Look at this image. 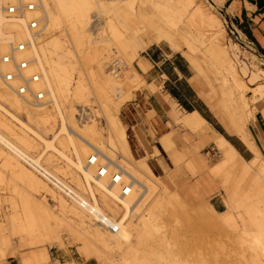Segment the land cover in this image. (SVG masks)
Instances as JSON below:
<instances>
[{
	"label": "bare ground",
	"instance_id": "1",
	"mask_svg": "<svg viewBox=\"0 0 264 264\" xmlns=\"http://www.w3.org/2000/svg\"><path fill=\"white\" fill-rule=\"evenodd\" d=\"M105 1L39 0L36 13L40 15L43 33L36 36H31L18 21L9 24L3 22L4 18L0 12V55L7 51L6 40L8 38H31L30 44L24 50L17 51L16 54L20 58L25 57L29 60L25 70L28 74L30 72L38 74V79L32 81L31 84L43 93L37 102H27L21 99L15 90L2 80L1 71L10 70L11 67L0 62V188L8 187L7 190L14 192L19 186L32 195L49 196L57 204V211L55 212L46 204L42 206V211L49 220V233L56 242H61L60 235L64 229L69 230L72 235L78 231L79 234L83 232V235L94 237L96 242L100 241L103 245L114 242L108 231L102 227L95 228L93 221L107 229L116 230L115 235L122 238L125 230L122 225L129 220L133 212L132 202L136 200L137 195H144L140 193V190L154 193L158 189L153 180H142L136 172L134 160L126 144L125 130L117 119L113 118V113L131 98L132 92L139 87H134L136 82L140 85L144 84L132 64L138 44L143 46L147 42L160 44L168 40L169 35L164 29H169L171 22L169 28L155 29L156 32L153 34L154 32L151 33L152 30L149 28L150 24L148 27L146 25V27L139 26V28L137 25L141 20L146 22L149 13L145 7L150 2L151 5L155 4V0H137L136 5L135 0H110L112 13L108 16V21H103V25H99L98 30L94 31L97 25H94L95 28L92 29L93 22L101 18L93 16H96V13L99 14L96 11L98 5L104 7L101 9H105V4L108 6V1L104 5L101 4ZM167 1L171 4L172 8H170L177 14L178 21H182L179 26L183 25L179 29L172 23L174 28L172 32L171 30L168 32L172 33L177 38L176 40L182 38L184 43L187 42L190 48L186 47L188 51L196 43L202 47L205 46L206 42L200 41L198 37L203 32H212L215 41L224 45L223 25L209 9L197 6L190 12L189 7H191L192 0ZM107 10L110 12L111 9ZM114 19H117L121 31L118 30ZM165 21L167 22V19ZM96 24L99 23L96 22ZM115 38H120L119 49L116 43L111 41V39L116 40ZM112 46L115 49L112 52L114 57L110 56L113 57V61L111 60L112 63L108 67L105 65L106 69L102 68L103 72L100 70L102 72L100 74L105 73L104 76H100L99 70H96L98 67L101 69L100 59L105 52L103 50H107L108 56L113 55L110 51ZM219 63L222 64V60H219ZM221 70L224 72L221 73V79H219L222 81L220 86L229 78L232 85H227L229 87L225 96L229 95L231 99H235L234 104L238 105L236 107L240 111L243 106L241 103L247 104L244 99V88L247 86L244 87L242 84L233 62L224 63V68ZM71 81H73L72 84H70ZM88 84L91 85L93 94L99 100L98 103L104 112L108 127L105 129L107 137L103 135L105 130L95 127L93 111L87 107V102L90 100V94L87 93L90 88ZM224 86L222 85V88ZM258 87L264 90V84H258L257 90H259ZM234 91L238 92V96H234ZM61 102L68 103L65 110ZM22 105L31 108L36 122L42 127L47 128L53 123L58 125L59 130L53 134L52 139H44L39 132L21 120L18 111ZM235 105L233 108H236ZM81 117H85L86 120L80 121ZM29 120L31 116L27 114V121ZM237 120L242 132L244 126L242 117L239 115ZM184 124L197 132L210 130L208 140L219 150L222 158L216 167L210 169L211 174L224 175H222V178L225 177L222 183L228 186L239 204L246 203L251 197H256L255 193L257 195L264 193V162L254 150L250 140L245 138V134H243L245 137L242 133L239 135L254 152L250 160L242 157L223 135L215 132L200 113L194 111L189 117H185ZM37 142L43 146V152L36 153ZM117 149L121 152L123 164L115 167L112 160ZM104 153H107L108 166L103 161ZM92 155H96V161L91 163L89 157ZM99 159L101 160L97 161ZM101 164L105 165L103 174L98 172ZM60 169L66 171V177L60 174L61 171L65 172ZM117 169L121 172V181L130 183V189L125 194L121 192V182H114L110 178L111 173ZM100 176H106L107 182L102 181ZM174 201L173 203H177V199ZM182 201L178 200L180 207H182ZM263 201L262 199L258 202L264 206ZM160 202L164 205H172L173 209L175 205V211L179 207L177 204L176 208V204L173 205L170 198L162 199ZM184 203L186 204L183 201ZM13 206L15 207L14 203ZM184 207L188 208L187 205H183ZM120 209L123 211L121 214H119ZM244 214L246 219L241 229L242 232L234 239L243 261L242 264H264V220L261 221L250 208L246 209ZM219 216L222 222L229 217L230 220L228 219L227 222L232 227L236 226V222L231 221L230 212L221 213ZM15 220H18V213L15 214ZM137 221L144 226V219L140 212ZM112 232L114 234V231ZM16 255L17 252L14 249L10 251L9 256ZM93 256L102 264H108L103 257L95 254ZM48 259V248L45 246L31 256L23 257L20 261L22 264H43ZM119 264L140 263L133 259V262L124 261Z\"/></svg>",
	"mask_w": 264,
	"mask_h": 264
},
{
	"label": "rangeland",
	"instance_id": "2",
	"mask_svg": "<svg viewBox=\"0 0 264 264\" xmlns=\"http://www.w3.org/2000/svg\"><path fill=\"white\" fill-rule=\"evenodd\" d=\"M109 1L110 0H106L101 4L104 5V3L107 2L108 6H106V4L104 6L105 9L110 8V12H107V9V11L101 9L104 7H100V5L96 8V11H98L100 15L96 13V16L93 17L98 16V18L101 19H96L93 24L91 23L93 25H91L92 29L97 25L96 29H93L94 31L98 30L97 28H99V25H103V21H108L107 18L112 13V5ZM136 1L137 0L134 2L135 5L137 4ZM158 1L155 0V4L152 3L151 5L150 2L146 5L145 9H147V12L149 13H147V20L146 22L141 20L140 24L137 25V28H139V26L146 27V25L148 27V24H150L149 28L152 30L151 33L154 32L153 34H155V29L163 30L164 27H172V23L179 29L181 26L183 27V25L179 26L182 24V21H178L177 14L171 9V4L167 0ZM234 3V0H192L191 7H189L190 12L196 9L197 6H201V8H207L215 14L224 28L225 46L215 41L212 32H203L198 37L200 41L206 42L205 46L202 47V45L196 43L193 44L191 50L188 51L187 49H190L188 48V43H184L182 38L176 40L177 38L170 33L174 27L164 29V31L168 33L169 39L165 40L163 43L156 44L152 42V44L151 42H147L144 46L139 43L132 64L134 69L141 76L144 84L140 85L136 82L134 87H139L132 92L131 98L126 100L123 104L134 99L137 92L141 91L139 89L147 88L150 91H153L156 88L154 82H146V79H144L137 68L138 65L141 70L143 69L142 71L148 70V67H146L145 70L141 65L142 54H145L146 52L150 53L151 49L156 46H160V48L169 52L180 53L189 62L192 74L198 75L196 80L201 81V88L205 91V103L192 100V104L196 105L201 111L208 115L211 120L209 122L214 128L222 131L223 134L229 136L232 141L238 144L239 151L243 154L244 158L247 159L252 152L247 150L248 148L242 143V138L239 134L242 133V136L245 134L246 137H244L250 140L252 144V141L254 142L252 135L254 138L257 136V132L252 127L253 121H255L258 126L262 127L264 131V90L260 88L261 91L259 87V90L256 89L258 84H264V54L261 49L250 40V36L244 32L246 27H244L243 20L240 22L235 21L233 14ZM166 16L167 18H165ZM166 19L167 22L165 21ZM114 20L118 27L119 24L118 21H116L117 19ZM96 22L99 24H96ZM170 22L171 24L169 26ZM188 27L192 29L190 26ZM118 30L121 31V27H118ZM111 41L114 44L116 43L115 45L117 46V49H119L120 38H117L116 40L111 39ZM183 43L184 45H182ZM113 47L114 46L110 47L111 53L115 50ZM185 49L187 53L185 52ZM103 51L105 52H103L100 59L101 69H99V67L98 69L95 68L97 69L96 71H102V68L106 69L105 65L108 67L113 61L112 58L114 57V53H112L113 55L110 54L108 56L107 50L105 49ZM219 60H222L223 63L220 64ZM231 62L235 64L237 74H239L240 80L243 82L241 83L244 87L247 86L244 88V99L247 104L241 103L243 106L241 105L242 110L240 111H238L236 107L238 105L234 104L236 103L235 99H231L229 95L225 96L227 88L232 85V83L229 82V78H227L226 83H222L220 86V82L222 81L219 79H221V73L224 72V70L221 69L224 68V63L229 64ZM207 66L208 68H206ZM99 71L98 74L103 72ZM101 75L104 76L105 73L100 74V76ZM72 82L73 81H71L70 84H72ZM214 83L216 84L214 85ZM89 85L90 84H88V86ZM222 85H225L224 88H222ZM221 90L225 91L222 92ZM87 93L90 94V100L87 102V107L93 111L95 127L97 126L96 128L104 131L108 128L106 118L98 103L99 100L95 94H93L91 85L87 90ZM234 94L235 97L238 96V92L234 91ZM185 95L188 98H192V96H189L187 93H185ZM237 102L239 101L237 100ZM123 104L115 110L113 118H116L118 123L125 130L121 114H119L120 108ZM232 104L235 105L234 107L236 108H233ZM62 106H64L65 110L68 103L63 102ZM175 106L178 109L176 104ZM179 110L182 111L183 109L179 108ZM181 111L178 112L179 115L183 112ZM18 113L22 121L28 123L31 128L39 132V134H41L46 140L52 139L53 134L59 130L56 123L50 124L47 128L42 127L40 123L36 122L34 112L31 111V108L22 105ZM27 114L31 116V120L29 121H27ZM239 115L242 117V124L244 125L242 132L237 120ZM181 116L182 117L174 119V125L171 127V130L158 137L159 145L162 146L164 150H168L171 156H175L176 154L174 147L178 145L175 136L177 133L186 130L184 135L186 140L190 142L192 141L187 133L190 132L198 136L200 135L194 133L191 129L183 125V117H189L187 112L183 113ZM79 120H86V118L81 117ZM167 123L171 125L170 122ZM247 129L252 133V135L250 134L251 139L248 136L249 133L247 132ZM233 132L236 133L241 140ZM104 134L105 137H107L106 130L103 132V135ZM103 142L106 144L105 140H103ZM193 144L196 146V143ZM36 146V153L43 152V146L41 143L37 142ZM200 146L201 145L196 146V154L187 156L181 165L175 164L174 169L167 173V178L172 183V186L169 187L166 185L156 172H151L153 179L160 185L156 184L158 189L155 190L154 193L145 192L142 189L140 190V193H143L144 195H137L138 197H136V200L132 202L131 207L133 212L129 220L122 225V227H125L123 233L124 236H122V238L115 235L117 234L116 230L107 229L100 224L97 225V223L93 221L95 228L102 227L106 229L113 238L114 242H109L107 245H103L100 241L96 242L94 237L85 234L83 235V232H80L79 234L78 231L72 235V233L66 229L61 232V242H56L55 239L52 238V234L49 233V220L42 211V206L44 204L53 208L55 212L57 211V204L51 200L49 196L32 195L19 186L16 187L14 192H10L9 189L7 190L8 187L0 188V264L5 261L9 256L10 251L13 249L17 252L14 259L18 260L26 256H31L35 251H38V249L45 246L48 248V253H50V259L43 264H76L73 259L67 261L70 258L69 255L75 256V258L81 256L83 259L93 257L97 264H102L97 261L93 254L99 255L101 258L103 257L108 264H119L124 261L133 262V259L140 264H165L169 262H181L182 264H193L194 262V264H242L243 261L239 254V249L236 248V241H234V239L240 232H242L241 229L243 228V223L246 219L244 214L246 209L250 208V210H253L256 213L261 221L264 220V206L258 202L259 200H264V198L261 197H264V193L261 195L255 193L256 197H251L246 203L239 204L228 187L222 183L224 182L223 179L225 177L222 178L224 175L219 173L211 174L210 169L216 167L217 163L221 162L222 158L219 150H217L211 142L206 147L200 148ZM158 152V147L154 146L152 152H145L144 154L137 156L146 171H149V166H151V163L148 162V158L150 155H154ZM261 152L264 154L263 150ZM263 154H259V157H261L264 162ZM106 155L107 153L103 154V161L106 166H108L109 162ZM100 160L101 159L97 161ZM112 161L116 165L115 167L123 164L119 149H117L113 155ZM61 170L64 169H60V171ZM61 172L60 174H63L65 177L67 176L66 171ZM136 172L138 173L137 169ZM138 175L141 177L139 173ZM100 178L102 181L107 182L108 178H106V176H100ZM141 179L149 180L144 179L143 177H141ZM211 193H215L222 200L223 209L220 211L231 209V221L236 222L235 227H232V225L227 222L228 219L230 220L229 217H227V220L223 222V224L219 221L218 212L220 211H216L209 201V194ZM167 198H170V200L172 199V203L177 199V203H173V205L176 204V208L178 206L180 207L178 200H180V202L183 200L186 204H183L182 201V207H180L182 208L181 211H179V207L175 211V205L173 209L171 207L172 205H164L160 202V200H167ZM13 203L15 204V207L13 206ZM183 205H187L188 208H183ZM119 211V214L123 212L121 209ZM139 212L144 219V226L137 221ZM17 213L18 220L16 221L15 214ZM111 230L114 231V234ZM48 241H50V243H48ZM57 254L62 256L59 257Z\"/></svg>",
	"mask_w": 264,
	"mask_h": 264
},
{
	"label": "crops",
	"instance_id": "3",
	"mask_svg": "<svg viewBox=\"0 0 264 264\" xmlns=\"http://www.w3.org/2000/svg\"><path fill=\"white\" fill-rule=\"evenodd\" d=\"M234 2L233 14L235 21L240 22L243 20L244 27L249 31L250 40L264 52V0H234ZM141 57V65L145 69L148 67V70L142 71L138 65L137 68L144 79H146V82H154L156 88L153 91L147 88L139 89L141 91L137 92L134 99L122 105L119 114H121L122 122L125 125L126 144H128L129 152L140 176L144 179H151L158 184L157 181L153 179V176H151V172H156L160 179L170 187L172 183L167 178V173L174 169L175 164L181 165L187 156L196 154V146L201 145L200 148L208 146L211 142L208 140L210 130L207 129L206 131L197 132L184 124L185 117H183V125L200 135L198 136L190 132V134L187 133L190 140L196 143L195 146L192 142L186 140L184 135L186 130L177 133L175 136L178 145L174 147L176 150L175 156H171L168 150H164L162 146L159 145L158 137L171 130V127L174 125V119L182 117L181 115L183 113L187 112L190 116L191 113L196 111L201 114V112L195 108L197 106L192 104L191 101L194 100L205 103V91L201 88V81L196 80L198 75L192 74L189 62L182 54L169 52L165 49L163 50L160 46H156L151 49L150 53L146 52L142 54ZM185 93L192 96V98H188ZM175 104L178 106V109ZM183 104L193 108L188 110ZM179 108L183 109V112L179 110ZM179 111L182 112L180 115L178 114ZM204 119L215 132L217 131L221 135L223 134L217 128H214L205 117ZM167 122H170L171 125ZM252 127L257 132V136L254 138L251 131L247 129L249 133L248 136L251 139L252 135L254 142L251 141L254 150L258 155H262L263 153L261 151L263 150L264 152V131L255 121H253ZM238 138L240 139L239 136ZM241 141L246 145L248 148L247 150L252 152L250 157L246 159L250 160L254 152L243 140ZM153 145L158 147L159 152L150 155L148 162L151 163V166H149L150 170L146 171L137 156L145 152H152L154 149ZM232 146L236 149L235 145ZM236 150L244 157L239 149ZM209 195L211 206L216 211L222 210L223 202L219 196L215 193ZM226 212H231V209L220 211L218 215ZM219 221L223 224L220 216ZM57 255L59 257L62 256L60 254ZM69 257L67 261L73 259L76 264H97L93 257H88L86 259H83L81 256L75 258V256L69 255ZM57 259L60 260L59 258ZM20 260L21 259L15 260L14 257L8 256L2 264H22Z\"/></svg>",
	"mask_w": 264,
	"mask_h": 264
},
{
	"label": "built area",
	"instance_id": "4",
	"mask_svg": "<svg viewBox=\"0 0 264 264\" xmlns=\"http://www.w3.org/2000/svg\"><path fill=\"white\" fill-rule=\"evenodd\" d=\"M39 6V0H0V12L3 16V22L11 23L18 21L26 29L30 35H39L43 33V26L40 24V15L36 13V8ZM31 42V38L18 39L8 38L6 40L7 51L1 53L0 62L8 64L11 69L1 71L2 80L10 88L15 90V93L27 102H37L42 97V91L31 84L32 81L38 79V74L35 72H26L28 59L20 58L16 54L17 51L24 50ZM96 155L89 157V162L96 161ZM105 165L101 164L98 168L99 174L105 173ZM120 170L111 173V180L121 182V192L127 193L130 189L129 182H123L120 178Z\"/></svg>",
	"mask_w": 264,
	"mask_h": 264
},
{
	"label": "trees",
	"instance_id": "5",
	"mask_svg": "<svg viewBox=\"0 0 264 264\" xmlns=\"http://www.w3.org/2000/svg\"><path fill=\"white\" fill-rule=\"evenodd\" d=\"M244 32H245L246 34L250 35L248 29L244 30ZM262 52H263V51H262ZM263 54H264V52H263ZM183 106H184L186 109H188V110H190V109L193 108V107H189V106L186 105V104H183ZM195 108H196L198 111L201 112V114L207 119V121H211V120L209 119L208 115H207L206 113H204L203 111H201L200 108H197V107H195ZM215 127H216V126H215ZM220 132L222 133V131H220ZM222 135H223V134H222ZM224 137H225V139H226L227 141H229L232 145H235L236 149H238V144H236L234 141H232V139H231L229 136H227V135L224 134Z\"/></svg>",
	"mask_w": 264,
	"mask_h": 264
}]
</instances>
